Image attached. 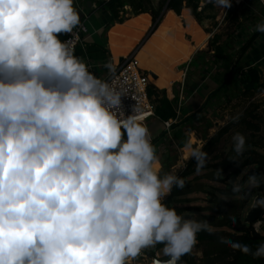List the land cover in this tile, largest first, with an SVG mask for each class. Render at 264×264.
<instances>
[{"label":"clouds","instance_id":"1","mask_svg":"<svg viewBox=\"0 0 264 264\" xmlns=\"http://www.w3.org/2000/svg\"><path fill=\"white\" fill-rule=\"evenodd\" d=\"M79 24L74 0H0V264H130L157 245L164 264H182L211 226L164 202L185 180L161 175L141 109L126 114L122 94L60 38ZM252 31L264 35V19ZM244 151L237 132L229 159ZM191 158L199 170L207 153ZM246 184L259 187L264 175ZM229 243L264 258V243Z\"/></svg>","mask_w":264,"mask_h":264},{"label":"trees","instance_id":"2","mask_svg":"<svg viewBox=\"0 0 264 264\" xmlns=\"http://www.w3.org/2000/svg\"><path fill=\"white\" fill-rule=\"evenodd\" d=\"M150 2L151 0H98L99 6L111 13L107 26L125 20L120 13L126 5L132 6L139 13L149 12L152 15L155 27L163 19L165 7H167V10H174L177 14H181L182 10L186 8L200 24H203L205 19H214L216 17L214 12H210L207 15L210 8L211 11L214 8L213 0L209 2H205V0H163L156 12H153L148 7ZM140 16H148V14ZM175 17L177 18L176 15ZM235 19L239 20V16ZM177 20L179 19L177 18ZM259 35V33L255 32L247 42L242 44L233 71V73L237 72L240 74L239 81L242 86L240 96L246 99H251L264 91V78L257 66H249L247 69L246 67H239L240 60ZM60 38L65 40L66 34H62ZM221 39V34L215 33L208 44V52L213 50L216 59L227 53V44L222 42ZM103 42L102 44L100 42L91 44L87 41L85 47L82 45L77 47L74 55L82 60L90 57L96 62H102L110 57V51L106 46L105 39H103ZM149 96L155 102L156 114L161 119L166 120L176 116V111L171 107V103L165 95L160 97V92L150 86ZM255 117L252 112L245 110L237 118L236 122H228L219 128L213 136L206 139L200 148V150L207 153L204 166L198 170L196 161L193 158H189L185 162L184 167L177 173V175L184 178L185 186L183 188L174 187L164 202L167 206L175 208L179 214L184 216H186L185 212L192 211L191 217L207 220L211 226V231H201L199 233L201 255L198 256L190 253L188 254V259L182 262V264H264V258L256 259L239 250H234L229 243L238 242L249 246L253 250L260 243H264V235L261 232H257L254 228V225L257 223H261L264 226V217L248 223L244 220L245 215L243 216L253 195H261L264 199V184L255 188H249L246 184L248 175L252 173L264 175V153L256 150V148L264 150V141L256 134L260 130V126L253 121ZM235 126L239 127V132L245 137L243 156L237 161L229 159L231 146L225 154L218 152L209 160L213 149ZM247 167H250V169L244 172ZM219 169L222 170V175L218 174ZM230 169H233V171L229 172ZM200 171L204 172L197 174ZM233 175L237 177L242 175V177L235 181L232 179ZM192 176L193 179L191 178ZM208 181L220 183L223 186L208 185ZM235 185H239L241 189L236 194L232 191ZM193 193H205L211 204L218 207L216 210L217 214L213 216L203 213L194 214L196 209L201 211L208 210L207 206L200 209L195 206H178V203L190 202L191 198H189V195Z\"/></svg>","mask_w":264,"mask_h":264},{"label":"crops","instance_id":"3","mask_svg":"<svg viewBox=\"0 0 264 264\" xmlns=\"http://www.w3.org/2000/svg\"><path fill=\"white\" fill-rule=\"evenodd\" d=\"M74 6L79 12L80 20L84 16L88 17L87 28L88 23L92 26L91 31L88 28V41L91 44L98 42L102 44L104 43L103 39H105L106 46L110 51L109 61L111 60L112 64L119 63L121 58L127 57L136 50V57L140 61L141 67L150 74L149 88L151 86L160 92V97L165 95L171 103V107L176 111L175 117L166 119L172 120L170 128L166 127L165 120L161 119L157 114L146 122V126L151 132L152 143L157 150L158 159L156 163L158 166L156 167L161 173L165 164H169L172 169L183 166L191 157L192 152L189 153L188 151L194 150L188 145L191 143L192 138L190 134L193 132L197 140L194 146L196 149H200L204 138L213 134L215 129L213 123L215 126L223 124L221 119L224 118L223 113L227 109L221 103L226 100L228 95L232 97L239 93L238 89L242 90L239 81L240 74L237 72L233 73L236 58L230 64L227 62L228 53L216 59L213 50L208 52V44L216 32V28L209 29L208 24L205 22L200 24L186 8L182 10L181 14H177L171 9L164 11L163 19L156 27L153 24L152 16L146 12L143 14H149L150 18L146 22L145 27L133 28L131 32L129 31L126 35H122L120 38L121 46L118 48L116 43V25L119 27L134 18L137 20L140 17L141 19H148V16L136 15L107 27L111 13L100 7L98 0H74ZM249 10H252V8L249 7L243 14L248 17L247 21H244L245 16H240L242 27L238 31L242 35L249 32L245 26L251 25L252 28L255 26V22L252 20L253 17L249 16L251 15ZM173 13L183 27V38L193 48L192 54L187 59L173 63L169 66L170 68H164L161 64H159L157 70H152L148 66L144 67L140 56L141 51L167 17L176 18ZM190 25L193 27L192 31L187 30ZM252 28H250L251 31ZM114 31L115 34H113ZM134 32L136 33L135 35ZM253 33L255 32L252 31ZM136 35L138 37L133 38ZM178 50L181 52L180 49ZM158 54L160 55V52ZM104 61L96 62L97 68L94 67L92 71L99 78L103 77L101 75L102 69H99V66L106 67V70L109 71L108 67L104 65ZM214 62L215 65L211 68ZM239 65L240 68L257 66L264 78V35L260 34L253 41L240 60ZM165 71L169 75L167 77L168 81L166 84L160 85L156 80L160 78V73ZM207 128L209 130L208 134L204 130Z\"/></svg>","mask_w":264,"mask_h":264},{"label":"rangeland","instance_id":"4","mask_svg":"<svg viewBox=\"0 0 264 264\" xmlns=\"http://www.w3.org/2000/svg\"><path fill=\"white\" fill-rule=\"evenodd\" d=\"M162 1L163 0H151L148 7L151 8L153 12H156ZM209 1H212V0H205V2H209ZM250 5L252 6V10H249L251 14L249 16H251V18L253 17L252 20L256 24L261 19H264V9L257 3L256 0H232V7L227 9L226 11L220 8H217L214 4V8L212 9V11L210 8V10L207 12V15L210 12H214L216 17L214 19L212 18V19L204 20V22L208 24L209 29L216 28L215 33L221 34L222 42L227 44L226 45L227 53H228L227 62H229L230 64H232V61L235 60V58L237 60V55L239 53V50L242 44L247 42L249 38L254 34V33L252 34V31L250 30V28H252L251 25L245 26V28L249 30L248 34L245 33V35L244 34L242 35L241 32L238 31L242 27L240 16L246 12V10L250 7ZM166 10L167 9L165 7L163 12ZM120 14L123 16L124 19H126L129 17L143 14V13H139L132 6L126 5L124 7V10H122ZM149 14H148V19H141L140 17L139 20H137L134 18L125 24H121V26L119 27L116 25V36H117L116 43L118 44V48H120L121 46V43H120L121 36L126 35L129 31L131 32L133 28H144L146 22L149 21V18L151 15ZM237 16H239V20L235 19ZM243 16H245L244 21H247L248 17H246V15H243ZM107 27H110V26H107ZM88 28L91 31L92 26L90 25V23H88ZM192 28L193 27L190 25L187 28V30L192 31ZM134 31L138 32L137 30H134ZM113 34H115V31L113 32ZM135 34L136 33L134 32V35ZM137 37L138 35H136L133 38H137ZM178 49H180L181 52ZM159 52H160V55L158 54ZM192 52H193V48L188 43V41H186L183 38V27L181 26V23L176 18L172 19V17H167L164 20V22L161 24V26L158 28L156 33L153 35V37L150 39L149 43L141 51L140 56L142 58V64L144 67L148 66L152 70H157L159 64H161L164 68H168L170 65H172L175 62H178L182 59L184 60V59L189 58ZM214 65H215V62L214 64L211 65V68H213ZM99 69H102L101 75L103 76H105L108 73V70H106V67L99 66ZM160 74H161L160 78L156 80L157 83L160 85L166 84L168 81L167 77L169 76L168 73L165 71ZM238 91L239 93L237 95H234L232 97H229L230 95H228L226 100L221 103V104H224L223 106H225L227 109V111L223 113L224 118L221 119V122L223 124L215 126V124L213 123V120L215 119H213L212 123L215 129L212 135L206 136L204 138V141H202L203 144L208 137L213 136L219 130V128L226 125L228 122H236L237 118L241 114H243L245 110H249L250 112H252V114L256 116L255 118H253V121L259 124L260 126V130L256 132V134L259 136V138L262 141H264V95H261V92H260L254 97H252L251 99H246L240 96L242 90L238 89ZM204 130L206 131L207 134L209 133L208 128ZM237 132H239V127L235 126L232 129V131L228 135H226L224 139H222V141H220L219 144L213 149L211 155L209 156V160L214 156V154L218 152H222L223 154H225L232 146V136ZM191 140H193L192 147L196 149L194 144L197 143V140L194 135L191 138ZM256 150L264 153V150L261 148H256ZM188 152L191 153L192 150H189ZM156 166H158L157 163H156ZM183 167L184 165L179 168L172 169L169 164H165L163 166V169L161 170V175H163L164 173L170 172L172 170H175L176 173H178ZM249 169L250 167H247L244 172H247V170ZM232 171L233 169H230L229 172H232ZM203 172L204 171H200L197 174H202ZM242 175H240L239 177H237L236 175H233L232 179L235 181L239 180L242 177ZM191 178L193 179V176ZM207 184L208 185L213 184L215 186H223L222 184L216 183L213 181L212 182L208 181ZM257 196H261V195L255 194L251 197V200L243 213V216L245 215V219H246V216L249 210L253 206ZM189 198H191L190 202L188 203L181 202V203H178V206H195L196 208H199V209L201 207L207 206L209 208L208 210L201 211V210L196 209V211H194V214L203 213V214H210L212 216L217 214L216 210L218 209V207L214 204H211V202L209 201V198L207 197L205 193H193L189 195ZM225 198L230 200L227 197ZM184 214L186 215V217H191L192 216L191 214H193V212L187 211ZM257 224L261 226V232H264L263 224L261 223H257Z\"/></svg>","mask_w":264,"mask_h":264},{"label":"built area","instance_id":"5","mask_svg":"<svg viewBox=\"0 0 264 264\" xmlns=\"http://www.w3.org/2000/svg\"><path fill=\"white\" fill-rule=\"evenodd\" d=\"M256 1L264 9V3H261V0ZM250 8H252L251 5ZM87 18L84 16L80 20L79 26L74 29L75 35L66 34L65 40H70L74 53L79 45L85 47L88 41ZM83 61L86 62L90 71H93L94 67L97 68L96 61L90 57H86ZM110 61L109 58L104 61V65L108 67L109 71L101 79L107 81L122 94V105L126 114L132 111L133 106L141 109L142 121L146 125L147 120L156 115V104L149 96V72L141 67L140 61L136 57V50L117 64H112ZM165 124L167 128H170L172 120H165ZM190 137H193V132ZM199 238L198 233L197 242L191 253L198 256L201 255ZM162 247L163 245H157L155 248L142 250L137 257L130 260V264H164L168 257H165L160 251Z\"/></svg>","mask_w":264,"mask_h":264},{"label":"water","instance_id":"6","mask_svg":"<svg viewBox=\"0 0 264 264\" xmlns=\"http://www.w3.org/2000/svg\"><path fill=\"white\" fill-rule=\"evenodd\" d=\"M166 9H167V7H166ZM123 59L124 58H121L120 60L122 61ZM259 199H262V197L257 196L255 199V202ZM262 216H264V207L252 206L251 209L249 210L245 220H246V222L251 223V222L258 220ZM187 259H188V255H186L185 257L182 258V262H185Z\"/></svg>","mask_w":264,"mask_h":264},{"label":"bare ground","instance_id":"7","mask_svg":"<svg viewBox=\"0 0 264 264\" xmlns=\"http://www.w3.org/2000/svg\"><path fill=\"white\" fill-rule=\"evenodd\" d=\"M192 144H193V140H191V143H189L188 145H190V147L193 148Z\"/></svg>","mask_w":264,"mask_h":264}]
</instances>
